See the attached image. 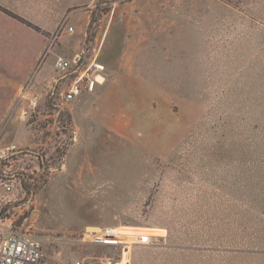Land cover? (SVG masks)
I'll return each mask as SVG.
<instances>
[{"label":"rangeland","instance_id":"rangeland-1","mask_svg":"<svg viewBox=\"0 0 264 264\" xmlns=\"http://www.w3.org/2000/svg\"><path fill=\"white\" fill-rule=\"evenodd\" d=\"M1 198L40 264H264V0H0Z\"/></svg>","mask_w":264,"mask_h":264},{"label":"built area","instance_id":"built-area-1","mask_svg":"<svg viewBox=\"0 0 264 264\" xmlns=\"http://www.w3.org/2000/svg\"><path fill=\"white\" fill-rule=\"evenodd\" d=\"M72 30V29H71ZM71 62L58 57L54 62L55 70L59 73H66L70 67ZM78 94L77 86L71 88L63 95V100L71 102ZM36 99L33 105H36ZM5 193L10 194L13 191V180L2 184ZM9 201L5 198L0 199V264H40L44 257L45 251L42 242L29 233H19L12 228V224L8 222L7 218H2L1 213L7 206ZM109 240H95L97 243L104 245H118L113 237ZM76 264H80L76 262Z\"/></svg>","mask_w":264,"mask_h":264},{"label":"crops","instance_id":"crops-1","mask_svg":"<svg viewBox=\"0 0 264 264\" xmlns=\"http://www.w3.org/2000/svg\"><path fill=\"white\" fill-rule=\"evenodd\" d=\"M67 60V59H66ZM70 61V60H68ZM43 63V62H42ZM72 67V66H71ZM70 67V69H71ZM69 69V70H70ZM67 71L66 73H59V76L57 77V81H61V86L64 87V86H67V88H62L61 90H57V93L59 92V94H57L59 97H61L62 101L63 100V95L68 92L71 88H73L74 86H77L78 88V94L77 96L74 98V100H72L71 102L75 101L77 99V97L79 96L80 94V81L83 80V76H81V73H79V75L75 76L74 78H72V71ZM42 72V75H40L37 79H36V84L37 85H40L38 87V89L40 91H47L45 88L47 86V84H51L52 82L55 83L54 81V77L50 75V73L48 72H44V71H41ZM101 79H102V82H98V81H91L89 80V83H88V90L86 92L87 96H90L91 93L93 92V90L95 89V87H98L100 88L101 86H103V84L105 83L106 79L105 78H102L101 76H99ZM87 79V78H86ZM98 83V85H97ZM53 91L55 90V88H52ZM55 91V92H56ZM109 93L106 94V97H109ZM110 103L112 104H115L114 101H111ZM120 116L116 117L115 118V122L111 123V127L110 125L108 124V127L109 129L111 128L114 133H116V135H122L123 134V131L121 129H123V127L119 124L121 122V119H119ZM119 122V123H118ZM119 228H132V229H136V232H131L130 234H126L125 237L131 239L130 242L126 243H122V244H132V243H135V242H141V241H145L147 240L150 236H153V234L149 233V234H144V233H140V232H137V230H141V229H145V228H133V227H117V228H111V229H119ZM149 230H158V229H149ZM159 231H162V230H159ZM125 256H126V252H124ZM124 263V264H127V260H126V257L122 258L119 262L117 263H114V264H121V263Z\"/></svg>","mask_w":264,"mask_h":264},{"label":"bare ground","instance_id":"bare-ground-1","mask_svg":"<svg viewBox=\"0 0 264 264\" xmlns=\"http://www.w3.org/2000/svg\"><path fill=\"white\" fill-rule=\"evenodd\" d=\"M99 68V66H97ZM96 81L98 82H102V79L97 76L96 77ZM89 232H100L101 230H91L90 228L87 229ZM131 232H136V229H132V228H119L117 229H106L103 230V232L101 231V233H99L98 235L95 234V240L101 241V240H109L112 239L110 237H113L114 240L117 241L118 244H122L124 242L128 243L131 241V239L125 237L126 234H130ZM137 232L140 233H144V234H153V236H157V235H161L163 234V231H159V230H149V229H141V230H137ZM121 264H124L123 262Z\"/></svg>","mask_w":264,"mask_h":264},{"label":"water","instance_id":"water-1","mask_svg":"<svg viewBox=\"0 0 264 264\" xmlns=\"http://www.w3.org/2000/svg\"><path fill=\"white\" fill-rule=\"evenodd\" d=\"M88 228H90L91 230H101L100 228H98V227H88ZM87 228V229H88Z\"/></svg>","mask_w":264,"mask_h":264}]
</instances>
